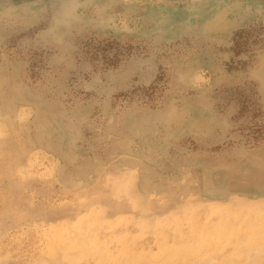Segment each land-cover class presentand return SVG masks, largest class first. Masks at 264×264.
<instances>
[{
	"label": "rangeland",
	"instance_id": "rangeland-1",
	"mask_svg": "<svg viewBox=\"0 0 264 264\" xmlns=\"http://www.w3.org/2000/svg\"><path fill=\"white\" fill-rule=\"evenodd\" d=\"M0 264H264V0H0Z\"/></svg>",
	"mask_w": 264,
	"mask_h": 264
},
{
	"label": "bare ground",
	"instance_id": "bare-ground-1",
	"mask_svg": "<svg viewBox=\"0 0 264 264\" xmlns=\"http://www.w3.org/2000/svg\"><path fill=\"white\" fill-rule=\"evenodd\" d=\"M223 11H224V10H223ZM223 11H222V12H223ZM225 14H226V13H225ZM222 15H223V14H222ZM194 25H195V24H194ZM223 29H224V28H223ZM223 29H222V30H223Z\"/></svg>",
	"mask_w": 264,
	"mask_h": 264
}]
</instances>
